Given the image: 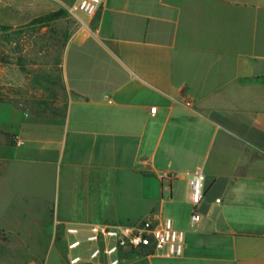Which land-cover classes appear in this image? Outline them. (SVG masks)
I'll return each instance as SVG.
<instances>
[{
    "label": "crops",
    "instance_id": "1",
    "mask_svg": "<svg viewBox=\"0 0 264 264\" xmlns=\"http://www.w3.org/2000/svg\"><path fill=\"white\" fill-rule=\"evenodd\" d=\"M66 15L76 29L57 32L44 92L61 102L42 99L40 64L5 65L0 129L17 143L0 141V231L5 199H41L67 242L69 228L146 219L184 233L180 256L121 251L119 264H264V0H104ZM31 174L49 193L15 188ZM74 179L105 186L96 199Z\"/></svg>",
    "mask_w": 264,
    "mask_h": 264
},
{
    "label": "rangeland",
    "instance_id": "2",
    "mask_svg": "<svg viewBox=\"0 0 264 264\" xmlns=\"http://www.w3.org/2000/svg\"><path fill=\"white\" fill-rule=\"evenodd\" d=\"M72 1L0 0V57L3 59V62H0L1 96L5 97V65L7 68L9 64L24 66L37 63L42 66L38 72L41 78L40 85L43 88L42 99L48 102L50 98L53 101H62V93L59 92L58 97H55L46 95L44 92L48 90L46 81L50 79V65L55 68L59 64L63 39L57 38V32L76 29V22L67 18L66 15V6ZM77 16L82 17V14L77 13ZM34 48L41 51V55L34 54ZM0 104L5 103L0 102ZM61 109L60 106L58 110L61 111ZM57 173L58 171L56 175ZM56 178L57 176L52 178L55 183L52 193L56 189V192L62 196L65 191L64 179ZM73 181L79 186L87 187V194L97 197L96 199L99 197L97 188L105 186H103L105 182L102 183V181L100 183H92L85 179H74ZM15 188L32 193H49L50 182L48 179L40 181V178H35L31 174L26 178L17 179ZM57 218L55 204L49 200L5 199V229L0 231V241L4 244L1 248L3 252L1 261L4 264H71V258L79 256L81 260L77 264H90V252L95 248L103 250L104 243L87 242L88 233L86 232H81L74 238L67 233L68 242L75 239L81 242L77 248L70 249L66 235L62 231L64 224L57 223ZM81 218V215L77 217V219ZM126 252L127 255L135 254L131 251ZM136 254L140 255L143 252ZM113 258H119V255L107 257L101 254L98 260L102 264H109Z\"/></svg>",
    "mask_w": 264,
    "mask_h": 264
},
{
    "label": "built area",
    "instance_id": "3",
    "mask_svg": "<svg viewBox=\"0 0 264 264\" xmlns=\"http://www.w3.org/2000/svg\"><path fill=\"white\" fill-rule=\"evenodd\" d=\"M104 0H75L69 6H66V12L73 18H77V13L86 16H94ZM190 106V103H187ZM156 107L150 108V113L155 114ZM158 176L162 178H175L173 173L159 171ZM203 180L204 174L201 169L196 170L190 179V196L195 208L203 198ZM197 213L193 212L191 221L194 222ZM68 234L78 235L76 228H69ZM86 241L90 243H104L103 250L95 248L90 252V264H102L98 258L101 254L107 257L119 255L121 251L135 252H157L166 256H180L183 253L184 233L173 227L170 218L164 219L162 224H154L150 219H146L136 225H92L89 227ZM81 245L77 239L68 244L70 249H75ZM80 257L71 258V264L80 262ZM109 264H119L118 258L110 260Z\"/></svg>",
    "mask_w": 264,
    "mask_h": 264
},
{
    "label": "trees",
    "instance_id": "4",
    "mask_svg": "<svg viewBox=\"0 0 264 264\" xmlns=\"http://www.w3.org/2000/svg\"><path fill=\"white\" fill-rule=\"evenodd\" d=\"M3 59L0 57V62H3L2 61ZM0 102H3L5 103V97L4 96H1L0 95ZM0 141H2L4 144H5V141L10 143V144H16L17 143V138L12 135V134H9L3 130L0 129ZM133 253H138V252H135V251H131Z\"/></svg>",
    "mask_w": 264,
    "mask_h": 264
}]
</instances>
